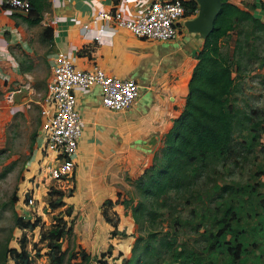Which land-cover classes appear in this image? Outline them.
Returning a JSON list of instances; mask_svg holds the SVG:
<instances>
[{"label": "rangeland", "instance_id": "obj_1", "mask_svg": "<svg viewBox=\"0 0 264 264\" xmlns=\"http://www.w3.org/2000/svg\"><path fill=\"white\" fill-rule=\"evenodd\" d=\"M250 31L252 33L247 35ZM180 33L176 41L184 47L191 39L182 25ZM161 42L163 48L175 47L170 40ZM219 45L221 52L232 61L234 88L230 101L237 108L244 129L241 131L238 124L233 133L236 143L233 157L213 164L203 176L194 178L179 192L174 189L157 199L145 197L133 183L141 171L132 179H125L123 185L116 186L110 197L96 201L98 209L84 206L77 212L70 178L49 179L42 166V152H37L33 168L27 163L34 154L31 142L39 129L38 123L25 119L24 124L28 123L20 134L13 133L11 125L8 126L9 132L6 130L3 135L4 148L0 152V264L5 260L7 246L16 245L23 233L29 243L33 264L46 263L44 254L38 256L34 252L33 242L37 243L36 249L42 248L40 252L43 253L47 242L39 241L40 234L50 229L55 217L68 219L65 213L70 206L75 216L71 233L63 238L64 264H100L99 259H106L109 264L121 262L130 254L135 240L139 245L146 241L159 245L161 238L174 241L175 254L184 249L185 253L175 259L171 252L161 255V251L150 264H264V239L235 263L221 253L215 254L205 240L208 230H216L214 217L222 214L227 203L239 208L242 218L247 220L245 224L258 221V214L252 218L247 214L250 210L264 214V29L254 30L252 24L245 21L223 37ZM148 107L140 104L144 112ZM257 121L259 123L252 129V124ZM255 133L257 136L252 139ZM42 143V135L38 134L35 143L38 150ZM163 145L162 142L152 154L150 165L155 163V156L161 155ZM226 185L232 187L231 192L230 187L224 188ZM51 189L62 191V195L50 194ZM25 195H29V201L25 200ZM48 199L55 202L61 199L64 204L51 210ZM125 199H130V203L142 211L133 225L124 222L125 211L131 209L122 202ZM17 215L22 221L39 217L38 227L33 231L19 229ZM98 215L106 220V224L95 223ZM115 228L118 233L110 236ZM154 233L156 235L152 236ZM102 252L105 253L103 256ZM119 252L122 255H118ZM82 254L88 255V259L83 260Z\"/></svg>", "mask_w": 264, "mask_h": 264}, {"label": "crops", "instance_id": "obj_2", "mask_svg": "<svg viewBox=\"0 0 264 264\" xmlns=\"http://www.w3.org/2000/svg\"><path fill=\"white\" fill-rule=\"evenodd\" d=\"M121 1L132 7L137 0H38L40 16L35 23L30 12L0 7V152L7 127L20 134L28 123L24 120L30 118L39 125L31 142L34 154L27 161L35 163L40 152L35 143L41 134V100L58 52L66 53L76 68L97 66L108 74L135 79L139 85V97L123 112L101 106L98 85L88 92L75 91L82 135L74 170L65 178L74 185L77 212L84 206L98 209L96 201L110 197L116 186L150 165L164 133L184 107L196 51L201 48L192 38L184 47L176 38L170 40L174 48H163L161 41L136 37L97 16ZM231 1L264 21V0ZM193 16L187 14L181 21ZM46 28L51 31L45 32ZM141 103L149 106L145 112ZM97 218L96 224H106L102 216ZM123 218L133 225L131 209Z\"/></svg>", "mask_w": 264, "mask_h": 264}, {"label": "trees", "instance_id": "obj_3", "mask_svg": "<svg viewBox=\"0 0 264 264\" xmlns=\"http://www.w3.org/2000/svg\"><path fill=\"white\" fill-rule=\"evenodd\" d=\"M181 1L186 9L185 15H195L197 9L195 1ZM29 2L31 4L30 15L34 14L31 22H38L40 16L38 0H29ZM245 21L251 23L254 30L264 29V21L260 17L238 7L231 0H223L221 10L214 20L212 32L203 40L201 48L196 51L197 61L188 82L184 107L172 120L162 137L164 145L161 148V155L155 156V163L146 167L133 181L145 197L151 196L157 199L174 189L179 192L181 188L191 184V180L203 176L213 164L235 155L236 143L233 133L238 128V124L241 126V131L244 126L241 119L238 118L237 108L230 101V95L234 88L232 61L221 52L219 42L231 30ZM49 30L51 31V28H46L45 32ZM251 33L252 31L247 35ZM246 119L250 120V118ZM258 123V121L253 123L252 129ZM256 136L257 133L253 135L252 139ZM227 187L230 186L226 185L224 188ZM231 189L232 187L229 192ZM49 192L62 195V191L55 189H51ZM25 200H30L29 195H25ZM110 202L108 200V203ZM122 202L125 206L130 205L135 223L139 215L142 214L141 209L134 207L130 203V199H125ZM47 204L48 208L52 210L63 205L64 202L61 199L57 202L48 199ZM238 209L231 203H227L222 214L214 217L216 230H208L205 237L208 247L215 254H223L232 263L242 260L253 245H256L260 239H264V214L261 215L255 210L252 212L250 210L247 214L250 218L258 214V221L255 224H245L247 220L242 218ZM65 214L68 219L55 217L50 229L42 231L40 234L39 241L46 240L47 242L46 250L43 253L40 252L42 248L36 249L37 243L33 242L34 252L38 256L41 254L46 256L47 261L44 264H64L66 251L63 248V238L72 231L75 212L70 206ZM18 217L17 215L16 222L19 229L33 231L38 227L39 217L28 221H22ZM117 233L115 228L109 235ZM120 235L125 234L121 233ZM154 235L156 234L154 233L152 236ZM137 241L135 240L128 256L122 258L121 262L114 261L113 264H150L153 257L159 256L161 251V255L171 252L175 259L182 257L185 253L184 249L175 254L177 248L174 247V241L171 239L161 238L159 242L161 247L148 241L139 245ZM17 242L16 245L7 246L3 264H33V258L28 248L29 243L24 233ZM104 254L102 252L101 256ZM118 255H122V253L119 252ZM81 258L86 260L88 255L82 254ZM197 261L195 259V262ZM98 262L109 264L106 259H99Z\"/></svg>", "mask_w": 264, "mask_h": 264}, {"label": "built area", "instance_id": "obj_4", "mask_svg": "<svg viewBox=\"0 0 264 264\" xmlns=\"http://www.w3.org/2000/svg\"><path fill=\"white\" fill-rule=\"evenodd\" d=\"M0 7L23 13L31 10L29 0H0ZM185 11L181 0H137L132 7L121 1L112 10L98 11L97 16L105 23L113 21L116 27L125 28L136 37L164 41L178 37ZM93 85L101 88V106L113 112L128 110L140 94L135 79L108 74L97 66L76 68L66 53L55 55L40 107L42 166L51 180L63 179L74 170V156L82 135L75 91L88 92ZM23 86L28 89L27 84Z\"/></svg>", "mask_w": 264, "mask_h": 264}, {"label": "water", "instance_id": "obj_5", "mask_svg": "<svg viewBox=\"0 0 264 264\" xmlns=\"http://www.w3.org/2000/svg\"><path fill=\"white\" fill-rule=\"evenodd\" d=\"M195 15L181 21L188 35L193 39L195 47L202 46V42L213 30L214 20L221 10L223 0H194Z\"/></svg>", "mask_w": 264, "mask_h": 264}, {"label": "flooded vegetation", "instance_id": "obj_6", "mask_svg": "<svg viewBox=\"0 0 264 264\" xmlns=\"http://www.w3.org/2000/svg\"><path fill=\"white\" fill-rule=\"evenodd\" d=\"M184 17H185V15L183 16V18H184ZM183 18H182V19H183ZM179 30H180V29H179ZM179 34H181V33H179ZM178 36H179V35H178ZM177 38H178V37H177Z\"/></svg>", "mask_w": 264, "mask_h": 264}]
</instances>
